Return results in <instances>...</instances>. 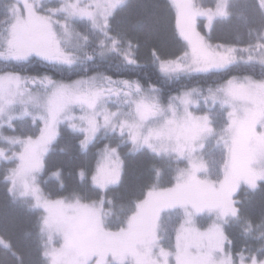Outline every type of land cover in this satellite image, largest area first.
Segmentation results:
<instances>
[{
    "label": "snow or ice",
    "instance_id": "obj_1",
    "mask_svg": "<svg viewBox=\"0 0 264 264\" xmlns=\"http://www.w3.org/2000/svg\"><path fill=\"white\" fill-rule=\"evenodd\" d=\"M0 188L8 264H264V0H3Z\"/></svg>",
    "mask_w": 264,
    "mask_h": 264
},
{
    "label": "trees",
    "instance_id": "obj_2",
    "mask_svg": "<svg viewBox=\"0 0 264 264\" xmlns=\"http://www.w3.org/2000/svg\"><path fill=\"white\" fill-rule=\"evenodd\" d=\"M2 2L3 0H0V3ZM235 11H239V9L234 6V12ZM257 26L258 25L251 19L246 21L244 16H240L238 18L234 14L230 20L219 21L217 23L216 29L212 33L213 42L235 41L237 38H239L240 40H247L249 37V29ZM258 71L259 70L257 69V73ZM149 75H151V71H149ZM171 87H175V85H172ZM83 162L88 164L89 166L94 165V160L92 159L91 154H89L87 157H84ZM142 163L147 164V158L138 157L134 161H132L133 165ZM157 163H162V161H158ZM42 179H47V176L42 177ZM64 180L69 184L70 187L75 184L74 176L69 177L68 175H65ZM48 183L50 186L55 187L57 181L55 178H52L48 180ZM249 195L251 194L248 193L246 189H242L238 196V199L245 201V204H247L245 197ZM252 199L258 204L259 201L264 199V193L258 192L254 196H252ZM34 219L35 213L30 211L26 204H20L19 202L14 205L10 204L8 198L3 192V189L0 188V221L9 226L14 243H34L36 232V229L33 226ZM201 222L204 223L205 221L202 220ZM26 233H32V235H26ZM0 264H8V259L3 255H0Z\"/></svg>",
    "mask_w": 264,
    "mask_h": 264
}]
</instances>
